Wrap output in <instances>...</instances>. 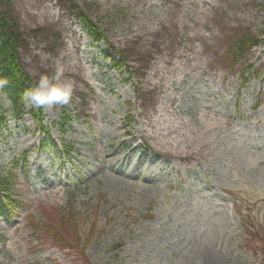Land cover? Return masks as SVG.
<instances>
[{
    "label": "rangeland",
    "instance_id": "obj_1",
    "mask_svg": "<svg viewBox=\"0 0 264 264\" xmlns=\"http://www.w3.org/2000/svg\"><path fill=\"white\" fill-rule=\"evenodd\" d=\"M0 7L20 34L33 86L60 67L61 82L73 88L69 104L42 109L47 135L29 113L11 115L0 89L8 110L0 173L24 151L29 162L26 172L20 161L12 167L22 205L12 219L0 217V264H264L261 247L251 248L260 241L244 229L264 236V0ZM240 35L262 39L233 62L229 48ZM107 56L124 64L116 68ZM71 195L82 226L69 239L74 249L31 233L29 216L66 207Z\"/></svg>",
    "mask_w": 264,
    "mask_h": 264
},
{
    "label": "trees",
    "instance_id": "obj_2",
    "mask_svg": "<svg viewBox=\"0 0 264 264\" xmlns=\"http://www.w3.org/2000/svg\"><path fill=\"white\" fill-rule=\"evenodd\" d=\"M3 0H0V6ZM84 25L91 31H95V39L103 38L102 33L94 26L86 17L80 16ZM20 34L15 30L10 16L5 10L0 7V77L6 78L9 83L2 89L7 95L11 105V113L15 117H20L23 114V105L26 102L23 99V93L26 89L33 86L30 75L23 70L18 52ZM256 38L240 36L233 42L232 54L237 59L245 50L256 43ZM29 111L41 123L43 114L41 109L37 110L30 108ZM8 110L3 108L0 102V126L7 117ZM42 128L45 127L42 125ZM11 177V172H8L5 177L0 175V189L8 185V179ZM7 184V185H6ZM79 216L75 208L68 203L66 208H56L52 211H43L32 222L34 230H40L53 238V240L62 246H72L69 239L75 236V239L80 237V223L76 222ZM81 216V215H80ZM93 229L91 224L86 227ZM91 234H85V239L88 240ZM68 236V237H67ZM264 241V237H263ZM82 254V249H79Z\"/></svg>",
    "mask_w": 264,
    "mask_h": 264
},
{
    "label": "clouds",
    "instance_id": "obj_3",
    "mask_svg": "<svg viewBox=\"0 0 264 264\" xmlns=\"http://www.w3.org/2000/svg\"><path fill=\"white\" fill-rule=\"evenodd\" d=\"M63 69L56 68L55 74L51 77L41 75L34 86L26 89L23 99L26 107L34 109H51L57 105H67L71 101L73 88L68 82H61ZM9 81L0 77V89H4Z\"/></svg>",
    "mask_w": 264,
    "mask_h": 264
},
{
    "label": "bare ground",
    "instance_id": "obj_4",
    "mask_svg": "<svg viewBox=\"0 0 264 264\" xmlns=\"http://www.w3.org/2000/svg\"><path fill=\"white\" fill-rule=\"evenodd\" d=\"M178 4V3H177ZM176 4V5H177ZM170 24H172V25H176L173 21L172 22H170ZM134 35H136L137 36V38H139V39H141V40H143L144 41V44L143 45H146L147 44V42H148V39L147 38H144L140 33H135V34H133V36L132 37H134ZM141 37V38H140ZM75 43V44H74ZM74 43H73V46H74V48H75V50H77V47H76V41H74ZM154 43H151V45H153ZM183 51H186V50H183ZM180 55H182V54H180ZM163 66H165V65H167L168 63H169V59L168 58H166V59H163ZM156 72H157V74H159V70H155V74H156ZM157 85H158V81H154L153 82V86H154V88H156L157 87ZM191 152V151H190ZM186 153H187V151H186ZM186 153H182V152H177V151H175V152H169V154H171V156H173V157H179V158H184V156H186Z\"/></svg>",
    "mask_w": 264,
    "mask_h": 264
}]
</instances>
